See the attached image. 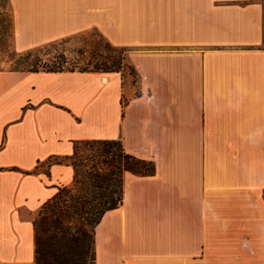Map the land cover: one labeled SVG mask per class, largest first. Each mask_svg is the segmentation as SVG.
Segmentation results:
<instances>
[{
	"label": "crops",
	"instance_id": "1",
	"mask_svg": "<svg viewBox=\"0 0 264 264\" xmlns=\"http://www.w3.org/2000/svg\"><path fill=\"white\" fill-rule=\"evenodd\" d=\"M10 3L18 51L97 29L130 48L139 80L0 70V264H36L34 217L74 182L69 163L35 168L93 139L156 168L126 174L94 227L93 264H264V0Z\"/></svg>",
	"mask_w": 264,
	"mask_h": 264
},
{
	"label": "rangeland",
	"instance_id": "2",
	"mask_svg": "<svg viewBox=\"0 0 264 264\" xmlns=\"http://www.w3.org/2000/svg\"><path fill=\"white\" fill-rule=\"evenodd\" d=\"M28 51H32L34 55L25 60L21 55ZM129 51V47L111 43L97 29L18 51L15 48L14 16L10 0H0V70H47V64L64 59L67 60L65 69L91 70L95 69L96 64L107 62L113 65L116 60L120 62L125 54L126 65L121 66V72L125 85L133 87L137 85L139 78L137 72L130 68L132 64L128 57ZM35 61L37 64H34ZM65 162L71 163L70 160ZM49 166L46 162L42 169L48 171ZM239 197V217L234 230L243 234L247 232V193H240ZM64 199L65 197L58 204L55 203L54 208L49 205L41 209L34 217L37 247L47 254L58 255L61 264H93L95 223L65 211L64 206L68 201ZM256 199L257 203L263 202L264 192L257 193ZM242 243L246 247V242Z\"/></svg>",
	"mask_w": 264,
	"mask_h": 264
},
{
	"label": "trees",
	"instance_id": "3",
	"mask_svg": "<svg viewBox=\"0 0 264 264\" xmlns=\"http://www.w3.org/2000/svg\"><path fill=\"white\" fill-rule=\"evenodd\" d=\"M32 55L34 53L28 51L21 57L27 60ZM125 60L126 55L123 54L120 62L116 60L113 65H109L107 62L96 64L95 69L91 70L121 71V66L126 65ZM66 62L67 60L64 59L47 64L49 67L47 71L74 70L65 69ZM35 63L37 64V61ZM130 68L136 72L134 66L130 65ZM85 70L88 69L82 71ZM65 160H70L69 164L74 168V182L69 187L59 188L58 193L42 209L49 205L54 208V204H58V201L65 197L64 201H68L64 206L66 207L65 211L86 218L95 223V226L108 210L122 203L125 176L128 172L138 175H153L156 170L152 160L140 158L127 152L119 140H78L75 142L73 154L49 158L46 162L51 165L55 162H65ZM43 165L44 163H40L34 171ZM36 264L61 263L58 255L47 254L37 247Z\"/></svg>",
	"mask_w": 264,
	"mask_h": 264
}]
</instances>
